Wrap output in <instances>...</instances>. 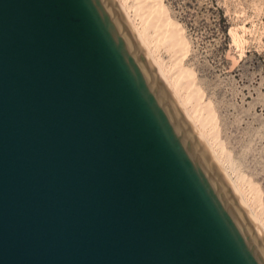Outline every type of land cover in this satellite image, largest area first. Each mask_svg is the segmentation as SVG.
I'll return each mask as SVG.
<instances>
[{
  "label": "water",
  "instance_id": "1",
  "mask_svg": "<svg viewBox=\"0 0 264 264\" xmlns=\"http://www.w3.org/2000/svg\"><path fill=\"white\" fill-rule=\"evenodd\" d=\"M0 264H264L116 0H0Z\"/></svg>",
  "mask_w": 264,
  "mask_h": 264
},
{
  "label": "rangeland",
  "instance_id": "2",
  "mask_svg": "<svg viewBox=\"0 0 264 264\" xmlns=\"http://www.w3.org/2000/svg\"><path fill=\"white\" fill-rule=\"evenodd\" d=\"M116 1L147 55L146 46L151 45L153 56L148 57L158 73L161 75V68L173 77L185 73L181 72L183 96L190 95L200 116L206 117L204 132L212 146L198 134L166 83L172 96L238 201L243 205L230 180L245 191L264 227V0H147L152 5L145 0L147 6L141 0ZM157 15L168 20L166 27L156 22ZM136 28L143 33L146 46Z\"/></svg>",
  "mask_w": 264,
  "mask_h": 264
},
{
  "label": "bare ground",
  "instance_id": "3",
  "mask_svg": "<svg viewBox=\"0 0 264 264\" xmlns=\"http://www.w3.org/2000/svg\"><path fill=\"white\" fill-rule=\"evenodd\" d=\"M121 2H122V0H120ZM137 1V0H136ZM135 1V2H136ZM139 1V0H138ZM145 2V0H141V2ZM149 1H151V0H148V2ZM146 2H147V0H146ZM145 2V3H146ZM147 2V3H148ZM146 3V6L149 4H147ZM154 3L155 4H153V5H155L156 6V2L154 1ZM123 4V3H122ZM137 4V3H136ZM144 4V3H143ZM143 4H141L142 6H144ZM149 5H152V4H149ZM157 5H160V6H158V9H160V12H161V4H158V2H157ZM141 6V7H142ZM155 6H153V7H155ZM149 7V6H148ZM150 7H152V6H150ZM157 7V6H156ZM146 8V7H145ZM144 7H143V9H145ZM136 9H138V8H136ZM147 9V8H146ZM152 9V8H151ZM158 9H156L157 11H158ZM149 9H147V11H148ZM165 10H163L162 12H164ZM153 12H154V8H153ZM152 12V13H153ZM159 12V11H158ZM157 12V13H158ZM160 12H159V14H160ZM155 14V13H154ZM163 13H161L160 15H162ZM166 14V13H165ZM164 15V14H163ZM156 16V15H155ZM159 15H157V17H158ZM150 17L152 18L153 17V15L151 16L150 15ZM165 17V15L163 16V18ZM153 18H156V17H153ZM145 19V18H144ZM146 19H148V18H146ZM167 19V18H166ZM153 20V19H152ZM152 20H150V21H152ZM165 19H162V17L161 16H159V19H157V21L156 20H154V22L156 21V22H159V24H162V26H165L166 27V23L168 22V20L166 21H164ZM166 22V23H165ZM165 25H164V24ZM158 24V25H159ZM152 26H154L153 25V23L151 24ZM155 25L157 26V24L155 23ZM160 26V25H159ZM155 28V27H154ZM137 29V28H136ZM160 29V28H159ZM165 30V29H164ZM137 31H138V29H137ZM142 31V30H141ZM156 31H157V29H156ZM159 32V31H158ZM138 36H140V38L142 39V41H143V44L146 46L147 44H146V42H145V40H144V37H143V33L142 32H139L138 31ZM173 34H174V32H173ZM173 34H171L172 36H173ZM171 35H168V36H170V38H172V36ZM175 35V34H174ZM160 36V35H159ZM178 39H179V35H175ZM170 38H169V41H170ZM174 38V37H173ZM177 38H174V39H176V41H178L177 40ZM167 39V38H166ZM165 39V40H166ZM150 40H148V42H149ZM167 42H168V40H166ZM180 41V40H179ZM171 42V41H170ZM172 42H173V39H172ZM171 42V43H172ZM175 42V41H174ZM173 42V43H174ZM151 43V42H150ZM164 44H165V41H164ZM169 45V42L168 43H166L165 45ZM171 45V44H170ZM169 45V47L168 48H170L171 46ZM150 47H151V45H149ZM149 46H146V48H147V50H148V52L150 53L149 55L150 56H153V50H151L150 49V47ZM175 46V45H174ZM148 47H149V49H148ZM172 47H173V45H172ZM179 47V46H178ZM167 48V49H168ZM171 49V48H170ZM174 49V48H173ZM151 51V52H150ZM179 54V53H178ZM148 55V56H149ZM177 58V57H176ZM155 62H156V64H155V66L157 67V68H159L160 66L158 65V63H157V61L156 60H154ZM178 61V60H177ZM176 64V63H175ZM178 64V63H177ZM174 67V66H173ZM160 69V68H159ZM169 70V69H168ZM160 73H161V75L164 77V79H165V81H166V83H168V85L171 87V89H172V91H173V95L175 94V96H176V98H177V102H179L180 103V105L182 106V108L184 109V111L186 112V114H188L189 115V118L191 119L190 121H192V123H194V125H195V128H196V130L198 131V134L203 138V140L207 143V145L209 144V145H211V143H210V139L209 138H207L208 136H206L207 134H205V132L204 131H206V130H204V126L206 125L205 124V122L207 123V121H205L206 120V117L204 116H200V112L198 113V108H196V107H194V105L192 104V102H191V98L189 97L190 95H188V97H185V96H183V80L184 79H182V81H181V76H183L185 73L183 72V71H181V72H183V73H181L180 71V74L178 73V74H176L174 77L173 76H171L170 74L169 75H167L163 70H162V68L160 69ZM168 72V71H167ZM171 73V72H170ZM184 77V76H183ZM195 106H197V105H195ZM181 108V109H182ZM200 108V107H199ZM182 109V110H183ZM205 110V109H204ZM199 114V115H198ZM209 114V113H208ZM208 116V115H207ZM210 116V115H209ZM211 117V116H210ZM208 118V117H207ZM211 120V119H210ZM207 126V125H206ZM205 126V127H206ZM206 129V128H205ZM195 130V131H196ZM209 133V132H208ZM209 139V140H208ZM215 142V141H214ZM208 145V146H209ZM213 145V144H212ZM211 145V146H212ZM208 150V149H207ZM210 151V150H209ZM214 151V153L216 154V156H217V152L215 151V149L213 150ZM219 155V154H218ZM217 158H218V156H217ZM219 159V158H218ZM219 163V162H218ZM224 170V169H223ZM226 172V171H225ZM226 174V173H225ZM231 178V177H230ZM229 178V179H230ZM231 182H232V184H233V186H235L236 187V190H237V192H238V194H239V197H240V199H241V202L243 203V205H245L246 206V208L248 209V211H249V213H250V215L251 216H253L254 217V221L252 220V222L255 224V227H257L256 229H260V230H258V232H259V234L264 238V236H263V231H264V227L261 225V223H260V221H259V217H258V215L256 214V210L254 209V205H253V207L251 206V202L249 203V199L248 198H246V195H245V191H243V190H241L240 188H238L239 186L238 185H236V184H234V182L235 181H233V180H230ZM237 183V182H236ZM242 188V187H241ZM245 190V189H244ZM255 190V189H254ZM258 212V211H257ZM252 217V218H253ZM263 227V228H262Z\"/></svg>",
  "mask_w": 264,
  "mask_h": 264
}]
</instances>
